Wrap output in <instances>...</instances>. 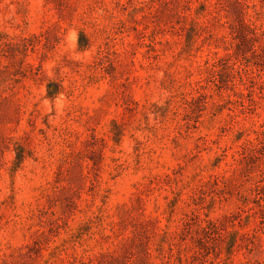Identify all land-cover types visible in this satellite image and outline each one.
I'll return each instance as SVG.
<instances>
[{
	"label": "rangeland",
	"instance_id": "obj_1",
	"mask_svg": "<svg viewBox=\"0 0 264 264\" xmlns=\"http://www.w3.org/2000/svg\"><path fill=\"white\" fill-rule=\"evenodd\" d=\"M0 264H264V0H0Z\"/></svg>",
	"mask_w": 264,
	"mask_h": 264
},
{
	"label": "trees",
	"instance_id": "obj_2",
	"mask_svg": "<svg viewBox=\"0 0 264 264\" xmlns=\"http://www.w3.org/2000/svg\"><path fill=\"white\" fill-rule=\"evenodd\" d=\"M82 39H83V38L81 37V38H80L79 45H80V47H82V48H83V47H85V46H84L85 44H82Z\"/></svg>",
	"mask_w": 264,
	"mask_h": 264
}]
</instances>
